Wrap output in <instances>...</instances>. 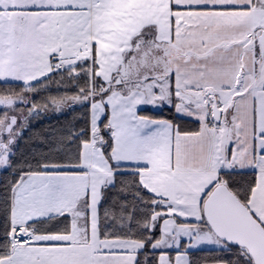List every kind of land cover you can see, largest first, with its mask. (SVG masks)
I'll return each instance as SVG.
<instances>
[{
	"label": "snow or ice",
	"instance_id": "snow-or-ice-1",
	"mask_svg": "<svg viewBox=\"0 0 264 264\" xmlns=\"http://www.w3.org/2000/svg\"><path fill=\"white\" fill-rule=\"evenodd\" d=\"M0 264H264V0H0Z\"/></svg>",
	"mask_w": 264,
	"mask_h": 264
}]
</instances>
